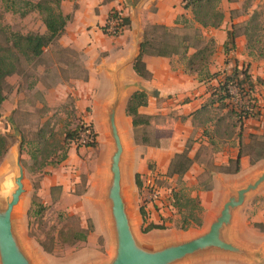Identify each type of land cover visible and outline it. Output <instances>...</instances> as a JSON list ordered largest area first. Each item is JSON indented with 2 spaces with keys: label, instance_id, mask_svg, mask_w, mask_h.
<instances>
[{
  "label": "crops",
  "instance_id": "crops-1",
  "mask_svg": "<svg viewBox=\"0 0 264 264\" xmlns=\"http://www.w3.org/2000/svg\"><path fill=\"white\" fill-rule=\"evenodd\" d=\"M183 1L63 0V13L71 15L72 18L67 24L63 36L57 42L63 48L72 49L85 56L84 67L87 76L82 80H71L75 88L69 90L76 96V115L85 122H92L95 127L100 129L99 127L102 125L107 108L115 97L116 89L118 87L122 89L118 118L119 120L122 119L124 123L121 128L126 132L127 145L129 147L124 166V175L132 203V216L139 228L142 229L144 225L142 211H144L148 224H164L167 227L166 230H154L152 232L156 234L169 232L173 237L183 234L177 230H169L174 223L173 218H175V207L172 205L171 195L172 191L176 189L178 182L177 176L170 177L168 172L175 157L188 149L187 143L195 130L194 122H197V120H194L193 114L209 101L211 97L209 89L211 86H217L218 80L201 82L196 75H191L186 69L183 70L175 66L173 58L146 56L144 61L151 74V78L148 80L139 77L134 72L133 64L146 26H175L177 18L188 11L183 8ZM113 10L121 12L124 17H128L131 20V27L126 28L119 37L108 36L102 30V27L108 21L110 12ZM229 30L231 29L223 24L219 29H213L216 45L223 49L224 57L230 55H226L224 51ZM45 32L46 28L44 26L41 34ZM246 45L247 41L245 39L238 42L236 38L237 47L234 51L237 50V58L243 57L244 48H247ZM221 66L219 67L220 70ZM248 67L250 71L251 66L248 65ZM220 70L217 71L216 67L211 68L212 73L220 72ZM250 74L254 80L257 78L264 80V74L257 73L256 70L250 71ZM254 74H258L259 77L254 76ZM136 91H145L149 95L148 106L141 107L139 109L140 114L153 118L160 116L163 121L168 120L165 125L157 127L158 130L156 132L158 135L161 137L160 134L166 133V136L163 138L158 137L156 144L155 142L150 143V141L144 144L142 140L140 142L135 140L132 119L126 115V107L132 94ZM52 103L50 102L49 106H53L54 104ZM16 106L12 105L11 109H9L8 101L4 102L0 124L3 119L10 116ZM96 122H98V125H96ZM201 127L205 129L204 126ZM0 133L4 134L1 129ZM251 134L264 135V117L251 118L245 121L244 146L250 142L249 136ZM230 140H237L238 149L235 153L234 149L231 152L219 153L215 162L218 167L226 166L230 159H236L239 154L240 146L237 138L221 141L217 139L216 144H218L217 141L227 143ZM86 150L87 148H76L73 146L68 152L67 160L59 165V169L52 166L47 167L43 174L44 177L40 184L37 185L38 188L32 197L36 195L40 200L43 197L44 201L42 204L49 202H55L57 205L62 204L64 211L85 220L92 218L95 223V232H89L90 234H88L84 242L86 246H91V248H84L82 252L80 251L78 254L80 257L75 260L74 264H102L105 261V254L96 248L97 244H94L97 242L96 236H101L103 238L101 239L105 241V250L109 251V256L112 246L107 208L104 204L103 196L106 173L103 157L100 156L95 161L89 177L82 175L85 171L82 169L83 161L80 159L79 154ZM189 155L191 158L196 159V154ZM249 160L251 161V157L244 154L240 161L241 171L239 173L226 174L216 172L213 175V190L199 192L201 205L205 209L202 217L203 229L208 227L212 219L219 213L231 188L243 185L244 182L254 179L259 173L264 171V159L256 162L250 170L244 171L243 167L245 168ZM193 165L185 175L184 181L192 176L194 172ZM16 171V149L15 151L9 150L0 164L1 184L11 183ZM137 174L143 182L144 187L142 189L136 184L135 177ZM82 176H84L83 179ZM152 179L157 182L161 191V198L158 204L148 200L150 191L146 187ZM192 179L194 180L193 182H196L195 178ZM81 185L84 189L78 192V188L82 187ZM25 187L27 194L22 199L21 223L23 217H27L32 206L30 189L26 181ZM57 190H59V196L56 195L57 197L54 198V192ZM259 192L246 204L253 201L259 195ZM259 196L262 197L254 207H250L249 210L243 209V206L237 214L232 238L250 250L259 251L261 259L257 263H252L236 257H224L213 259L216 261L215 264H264V192ZM85 225L86 222H83L82 228H86ZM86 250H88L87 253H85Z\"/></svg>",
  "mask_w": 264,
  "mask_h": 264
},
{
  "label": "rangeland",
  "instance_id": "rangeland-1",
  "mask_svg": "<svg viewBox=\"0 0 264 264\" xmlns=\"http://www.w3.org/2000/svg\"><path fill=\"white\" fill-rule=\"evenodd\" d=\"M29 1L37 2V0H0V44L8 46V40L13 33L27 34L29 32H42L44 28L42 18L38 12H30L29 7L26 6V3ZM220 9L225 14L223 25L235 30L238 42H241L243 39L247 41L245 35L246 23L254 13H256L258 22L256 23L257 26L251 30L253 35L252 43L254 42V44L251 43L253 46L252 50L250 51L244 46L245 52L242 55L243 57L237 58V50L231 52L229 56L224 57L223 49L215 45L210 70L216 67L217 71H219V67L222 65L220 72L226 71L231 73L232 68L236 65H239V67L250 65V71L256 70L257 73L264 74V0H222ZM26 12L28 13L24 15ZM182 16L188 19V23L184 22ZM182 16L177 18L175 26L171 27L172 31L180 36L193 35L195 29L199 27L193 21V13L188 10ZM149 28L150 25L146 26L145 29ZM200 32L205 41H208L210 38L215 40L213 29H201ZM192 53L193 50L190 51L189 55ZM172 58L175 66L183 70L186 69V59L183 55ZM84 61L85 56L82 53L63 48L60 44L56 43L47 48L44 55L38 60L30 61L23 59L21 73L15 74L7 79L6 91L8 92V107L11 109L12 105L17 106L15 110H12L9 117L2 120L0 129L4 134L14 135L10 148L11 151H15L19 138H23L22 163L25 167V181L30 189L31 198L35 194V187L37 188V185L40 184L44 177L45 169L51 166L53 168L59 167L60 164L52 165L50 162L53 158L55 161H57L56 159H60L63 151L59 147L63 143L65 133L68 130L75 129L78 124L84 122L81 117L76 115V96L73 95V92H69L70 89L75 88L71 80H82L87 76ZM254 76L259 77L258 74H254ZM231 91L235 96V102L241 104L242 102L237 90L232 87ZM254 94L256 96L254 98H256L259 107L258 109H260L257 110L260 111L258 117L263 118L264 87L259 86L255 88ZM50 102H53L52 104L54 105L49 106ZM225 113V111H220L216 107L209 114L200 116L196 123L194 122L195 130L187 143L190 154H196L193 165L194 172L189 179L183 181V184L176 185V189L182 188L188 197L195 198V195L199 197V192L213 190V175L218 172V166L215 165L218 154L231 152L233 149L235 153L238 149L237 140H230L227 143L217 141L218 144L214 145L210 144L203 134L204 129H202L200 123L206 122L207 126L204 128L207 131H212L214 125L210 119L215 121ZM167 121H163L160 116L156 117L148 128L135 132V140L140 142L143 137H147L150 143L155 142L156 144L159 138L166 136V133H164L160 134V137L156 132L158 130L157 127L159 125H165ZM123 124L122 119H120V125L122 126ZM96 125H98V122H96ZM43 127L46 129L47 138H49L50 131L54 133V137H50L48 142H42L38 136V132ZM221 127L225 129L226 133L232 131L231 122H225ZM96 131L98 133L97 147H86L74 143L68 146L70 150L73 146L76 148H87L86 151L79 154L80 159L83 161L82 169L85 171L82 175H86L87 177H89L93 170L95 161L100 156L105 157L107 149H109V145L111 144V137L107 131L103 130L102 132L97 127ZM123 132L126 137V132ZM232 138L236 137L233 135ZM243 152L245 155H248V148L244 147ZM253 165L251 157V161L249 160V163L245 168L243 167V170H250ZM231 169L234 170V164H231ZM192 178H195L196 182H193L194 180ZM83 189V186L79 187L78 192H81ZM263 192L264 189L259 192V195ZM54 194V198L57 197L56 195L59 196V190L55 191ZM259 195L253 201L244 205L243 209L250 210V207H254L262 197ZM43 201L44 199L42 197L40 202L36 201V203L42 204ZM42 205L45 206V210L40 215H36L38 207L32 205L27 217H23L21 223L23 227V237L21 236L22 244H25L26 247L28 245L31 246H28V250L35 264H74L75 260L80 257L78 255L80 251L82 252L84 248H91V246L85 245V241H76L75 239L80 234H86L88 236L90 234L89 232H95L93 219L87 218L85 220L77 215L64 211L62 204L57 205L55 202ZM22 206L23 204L20 206V211ZM174 210V223L169 230H177L183 235L202 231L203 227H191L187 231L181 230L182 215L178 213L176 208ZM188 210L186 209L185 212ZM204 213L205 209L202 207V217ZM197 215H200L198 211ZM83 222H86V228H82ZM15 228L19 232V224L17 221ZM139 234L142 240L151 245H160L166 239L173 237L169 232L163 234H156L155 232ZM96 238L97 242L94 244H97L96 248L99 251L104 252V258L106 260L107 257L109 258V251L107 252V249L105 250V241L102 240L103 238L101 236H96ZM44 244L47 249L50 251L53 250V253L48 252L49 250L45 251ZM215 263V260L205 259L203 257L182 264Z\"/></svg>",
  "mask_w": 264,
  "mask_h": 264
},
{
  "label": "trees",
  "instance_id": "trees-1",
  "mask_svg": "<svg viewBox=\"0 0 264 264\" xmlns=\"http://www.w3.org/2000/svg\"><path fill=\"white\" fill-rule=\"evenodd\" d=\"M222 0H184L183 8L190 10L193 13V21L199 26L195 29L193 35L180 36L172 31L171 27L164 25H150L149 29H145L143 39L140 47V54L133 64L134 72L143 79H150L151 74L147 69L144 61L146 56H156L172 58L175 56L183 55L186 59V71L191 75H196L201 82H211L218 80L217 86H211L209 92L211 97L209 101L202 106L200 110L193 114L194 120L199 119L200 116L209 114L211 110L217 107L220 111L226 113L219 116L213 121V130L207 131L204 129V135L212 144H216L217 139L226 140L231 139L234 135L239 140L240 151L236 160H230L226 166H220L218 172L231 174L239 173L241 171V158L244 155L243 148L247 147L249 150V156L252 157V164L264 159V135L258 136L251 134L249 136L250 142L244 146V124L245 121L251 118H257L260 114L258 109L255 94L253 92L256 86L264 87V80L261 78L253 79L250 74L249 67H239L236 65L230 72H216L212 73L210 70L211 59L214 54L215 40L210 38L208 41L204 40L200 30L201 29H218L222 26L225 14L220 9V3ZM230 1V0H229ZM63 0H37L34 2H27L26 6L29 7L30 12H38L42 18V22L46 28V32L27 34L13 33L8 40V46L0 44V119L2 118V106L7 100L8 92L6 91L7 79L15 74L21 73V66L23 59L35 61L40 59L45 50L52 45L56 44L58 40L63 36L66 26L71 20V15H65L62 10ZM28 12L24 13L26 15ZM185 23H188V19L182 16ZM114 22L113 30L110 23ZM258 19H256V13L246 23L245 35L247 37V49L252 50L254 44L253 35L251 30L257 26ZM131 27V20L128 17H124L121 12L113 10L110 12L108 21L105 26L102 27L103 32L111 37H119L123 31ZM227 41L224 46L226 55H229L236 49V33L234 29H231L227 33ZM252 43V44H251ZM193 53L189 55L190 51ZM234 87L240 97L241 104L235 102V96L232 94L231 88ZM149 95L145 91H136L132 94L126 107V115L132 119V128L134 132L138 130L148 128L153 119L151 116L142 115L139 113L141 107L148 106ZM208 120V121H210ZM198 121V120H197ZM225 122H231L232 131L226 133L225 129H222V124ZM200 125L206 127V122L200 123ZM91 129L95 130V134L98 137L96 127L94 123H90ZM238 131L235 132V130ZM83 130V122L78 124L75 129L68 130L65 133V137L62 145L59 149L63 151L60 159H56L50 162L52 165H59L68 158L69 145L71 143L78 144L80 133ZM46 129L43 127L38 132V136L42 142H48L50 137H54V133L50 131L49 138H47ZM236 133V134H235ZM14 136L10 134L0 133V164L8 154L12 146V138ZM142 142L147 144L150 140L147 137H143ZM87 147H97L98 142L89 143ZM46 149V148H44ZM190 149L188 148L182 154H179L173 160L168 176H177L178 184H183L184 177L191 169L195 158L190 157ZM231 164H234V170L231 169ZM48 165V164H47ZM137 186L142 189L143 182L140 176L137 174L135 177ZM38 188V187H37ZM35 187V189L37 190ZM172 205L178 210V213L182 215L181 230L187 231L191 227L201 228L203 225L202 220V207L199 197H188L183 192V189H174L172 191ZM40 202L39 197L36 195L32 198V205L37 206L36 215H40L45 206L36 203ZM143 209V208H142ZM186 209H189L185 212ZM197 211L200 215H197ZM144 225L142 232L144 234L150 233L154 230H166L167 227L163 225H157L147 222V217L144 211H142ZM264 227V226H263ZM87 239L86 234H80L76 237V241H85ZM45 245V244H44ZM49 249L46 248L45 251ZM53 253L52 251H48Z\"/></svg>",
  "mask_w": 264,
  "mask_h": 264
},
{
  "label": "water",
  "instance_id": "water-1",
  "mask_svg": "<svg viewBox=\"0 0 264 264\" xmlns=\"http://www.w3.org/2000/svg\"><path fill=\"white\" fill-rule=\"evenodd\" d=\"M141 42L134 62L140 54ZM122 93L118 87L100 125L102 132L107 131L111 137V144L103 157L106 173L103 196L112 246L109 258L102 264H182L203 257H236L247 262H259L261 253L236 242L232 231L239 211L264 187V171L243 185L231 188L219 213L201 232L170 237L160 245H151L141 239L139 233L143 232L132 216V203L124 175L129 147L118 118ZM22 149L23 138L20 137L16 146L17 171L14 179L9 184L0 182V264H35L28 250L31 246L22 244L23 227L19 213L27 193ZM16 221L19 232L15 228Z\"/></svg>",
  "mask_w": 264,
  "mask_h": 264
},
{
  "label": "built area",
  "instance_id": "built-area-1",
  "mask_svg": "<svg viewBox=\"0 0 264 264\" xmlns=\"http://www.w3.org/2000/svg\"><path fill=\"white\" fill-rule=\"evenodd\" d=\"M110 25L112 26L111 29L113 30L114 22H111ZM95 134V130L91 129L90 123L83 122V130L80 133L79 138V145L86 146L89 143L98 142V137ZM87 147V146H86ZM147 189H149V196L148 200L152 203H159L161 198V191L160 187L158 186L157 182L155 180H150L147 184Z\"/></svg>",
  "mask_w": 264,
  "mask_h": 264
}]
</instances>
